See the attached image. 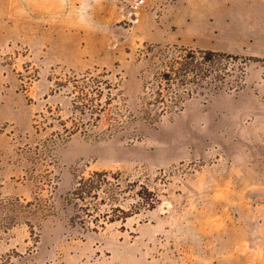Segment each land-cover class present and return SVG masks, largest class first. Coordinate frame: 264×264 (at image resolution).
Listing matches in <instances>:
<instances>
[{"label":"rangeland","instance_id":"374dc122","mask_svg":"<svg viewBox=\"0 0 264 264\" xmlns=\"http://www.w3.org/2000/svg\"><path fill=\"white\" fill-rule=\"evenodd\" d=\"M119 15L127 44L104 60L50 67L20 41L0 47V264H264V59L240 89L233 63L225 89L125 123L159 44ZM94 171L120 178L116 205H138L125 223L74 220L67 194Z\"/></svg>","mask_w":264,"mask_h":264},{"label":"crops","instance_id":"0c3cea01","mask_svg":"<svg viewBox=\"0 0 264 264\" xmlns=\"http://www.w3.org/2000/svg\"><path fill=\"white\" fill-rule=\"evenodd\" d=\"M10 1L0 7V47L20 41L46 66L104 60L127 44L119 0ZM146 1L134 26L142 42L264 59V0ZM4 77L0 67V89ZM256 86L264 93V79Z\"/></svg>","mask_w":264,"mask_h":264},{"label":"trees","instance_id":"16d2710c","mask_svg":"<svg viewBox=\"0 0 264 264\" xmlns=\"http://www.w3.org/2000/svg\"><path fill=\"white\" fill-rule=\"evenodd\" d=\"M148 52L150 61L139 98L140 109L130 111L131 117L125 123L134 124L139 118L153 123L168 113L182 109L193 95H211L225 89L232 77L228 70L233 63L238 64L239 70L233 83L240 89L243 87L248 62L253 60L235 54L188 49L179 45L149 46ZM119 179L107 171H94L76 177L72 190L67 194V201L74 211V220L86 231L103 228L107 223H125L138 209V205L131 210L116 205L119 200L117 189L121 186ZM35 201L37 203L29 202L25 206L29 211L33 210L31 220L40 210V200ZM104 205L108 207L103 208Z\"/></svg>","mask_w":264,"mask_h":264},{"label":"built area","instance_id":"2783aa9c","mask_svg":"<svg viewBox=\"0 0 264 264\" xmlns=\"http://www.w3.org/2000/svg\"><path fill=\"white\" fill-rule=\"evenodd\" d=\"M119 7L124 20L131 23L139 21L140 13L146 6V0H119Z\"/></svg>","mask_w":264,"mask_h":264}]
</instances>
